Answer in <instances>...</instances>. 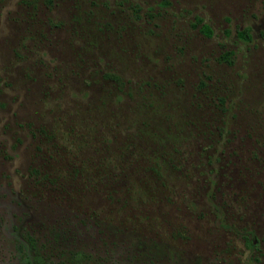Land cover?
Wrapping results in <instances>:
<instances>
[{
    "label": "rangeland",
    "instance_id": "1",
    "mask_svg": "<svg viewBox=\"0 0 264 264\" xmlns=\"http://www.w3.org/2000/svg\"><path fill=\"white\" fill-rule=\"evenodd\" d=\"M135 80L144 96L133 103L118 90ZM130 121L148 126L134 138L136 184L147 179L143 145L175 144L187 170L163 166L145 183L149 198L112 173L95 178L96 162L129 141ZM42 133L70 147L83 175L46 159ZM211 144L226 166L212 204L254 247L203 202ZM250 257L264 264V0H0V264Z\"/></svg>",
    "mask_w": 264,
    "mask_h": 264
},
{
    "label": "trees",
    "instance_id": "2",
    "mask_svg": "<svg viewBox=\"0 0 264 264\" xmlns=\"http://www.w3.org/2000/svg\"><path fill=\"white\" fill-rule=\"evenodd\" d=\"M201 20L198 19V22H200ZM199 31H202V33L205 35V36H210L211 35V29L209 28L208 25L204 24V23H200V27H199ZM237 36L242 39V40H247L249 38V35H247L246 33L244 32H241V31H238L237 32ZM138 82L139 80H135L133 81V86L131 85L130 87H127V91H124V90H118L120 92V97L123 98L122 96H125L127 98L130 99V102H133V103H136L137 100H139V98L141 99L142 96L144 95H140V91H141V87L138 85ZM131 89V90H130ZM141 125L142 127L144 128H147V124H140L137 125L135 124L134 122H127L125 123L124 125H122L121 127L122 128V132L124 135L127 136V139L129 141H127L126 143L124 144H121L119 147H118V150L116 151V157L114 158H111V159H107L105 158L106 156H103L102 160L101 161H98L96 162V166H98L96 168V171H97V174L95 175V178L96 180L99 182V180L101 179V177H105L107 176L106 174L107 173H112V176H111V180L115 179L116 181V185L120 182L121 178L125 179L126 180H130L131 182V185H135L138 181L140 180H134L133 177H134V171L132 168H135L134 166L131 168V165L134 164V159H133V154H132V150L134 148H136V146L134 147L135 143H134V138L137 137V132H141ZM225 132V129L223 127V129H220V131L218 132L217 135L219 136H223ZM137 133V134H136ZM44 134V133H42ZM47 134H44L43 137L45 139H47L46 142H44V144H46L48 141L51 142L46 144L45 148L43 149L44 150V154L46 155L47 154V158L46 159H51L49 157H54V162L58 161L59 162V165L61 163V166L64 167V169H66L65 171L63 172H67V169H69V166H71L72 168L78 163V160H77V156H74L72 151L68 150V148H70L69 146H67L66 144V147L63 145V144H58V141L61 142V140L59 139H56L57 142H53L54 139L53 138H49L47 136H45ZM64 135V134H63ZM62 135V137H63ZM148 137H150L151 141H156V140H159V141H167L166 138H161L160 135H157L156 133H152V135H148ZM132 141V143L130 142ZM158 144V143H157ZM47 145H49L47 147ZM168 145L170 144H166V145H163L161 149H155V148H151L148 144L147 145H143V146H140L136 151H138V153H142V151L145 152V161H146V164L145 166H142L141 168V171L147 173V179L141 181L139 184H136L137 186V193L138 191L140 192L141 195L149 198L148 196L145 195V183L147 182L148 178L150 176H153L154 174H157L158 175V172H160V168L162 165H171L173 164L172 161H175V159H177L176 157H178L174 151L171 150L170 147H168ZM165 147V148H164ZM133 148V149H132ZM141 148V150H139ZM65 151V152H64ZM122 152H125V159L126 157L129 158V161L127 162L125 160V163L123 164L122 163V158L124 157H120ZM51 153L53 155H51ZM213 153H217V152H213ZM139 155V154H138ZM141 157V155H139V158ZM212 157H215V154H212ZM138 158V159H139ZM113 160V162H112ZM159 160H163L162 161V164L159 163ZM64 161V162H63ZM105 161L108 162V164L110 165H107L105 166ZM81 162V160H80ZM82 163V162H81ZM84 163V161H83ZM88 164V163H87ZM129 164V165H128ZM54 165H57L56 163H54ZM57 165V166H59ZM144 167V168H143ZM57 167H50L48 168L49 171H53L54 169H56ZM70 168V169H72ZM76 170L74 171L75 172V175L79 176V175H83V165H79L78 166H75ZM112 169L114 172H109V169ZM128 168V170H127ZM131 169V171H130ZM51 171V172H52ZM50 172V174H51ZM49 172H47V174L45 173L44 176H49L48 175ZM61 174V173H60ZM104 175V176H103ZM51 178L49 180V183H55V179L58 177V174H52L50 175ZM47 181H48V178H47ZM41 182H44V179H43V176H42V181ZM40 182V183H41ZM98 185H101L98 184ZM125 187V186H124ZM126 188V187H125ZM127 189V188H126ZM136 193V194H137ZM141 199V196H137V199ZM237 231H235L236 233ZM243 233H251V232H247L245 230L242 231Z\"/></svg>",
    "mask_w": 264,
    "mask_h": 264
},
{
    "label": "flooded vegetation",
    "instance_id": "3",
    "mask_svg": "<svg viewBox=\"0 0 264 264\" xmlns=\"http://www.w3.org/2000/svg\"><path fill=\"white\" fill-rule=\"evenodd\" d=\"M171 150L176 152L175 150V144L172 145V147L170 146ZM208 150H206L207 154L204 155V160L205 162L201 165L200 164V169L198 170V172L202 173V181H203V202L204 204L207 206V209H209V211L212 213H218V217H217V222L216 225L219 228H222L225 231H237L235 234H237L238 236L242 237L243 239H245L246 242H248V245L250 247H254L255 246V239L252 237L250 238V236L252 234L250 233H243L242 231L244 230V228L242 227H236L234 225L231 224H227L224 222L225 219V213L221 212V207L220 206H213L212 201H213V195L215 192V187L216 185H218V181H221L223 178H225L224 176V168L225 163L224 160L222 158V148L216 147V144H211L210 146H208ZM212 151L217 152V153H212ZM176 154V153H175ZM212 154H215V157H212ZM177 155V154H176ZM178 156V155H177ZM179 157V156H178ZM163 160H159V163L162 164ZM173 164L171 165H162L160 169H163V166H167L169 167L171 171H178L179 169L181 171L186 170V167H183L182 165L184 164L183 162H181L178 158L175 159V161H172ZM178 169V170H177ZM187 171V170H186ZM192 179L195 180V177L193 176ZM65 195L68 196L67 193H65ZM190 205H192V202H189ZM216 204V203H215ZM248 231V230H245ZM249 232V231H248ZM246 264H257V260H255L253 257H250L246 260Z\"/></svg>",
    "mask_w": 264,
    "mask_h": 264
}]
</instances>
